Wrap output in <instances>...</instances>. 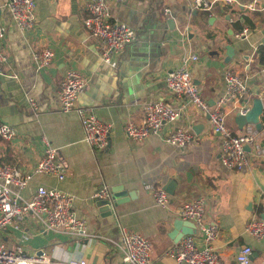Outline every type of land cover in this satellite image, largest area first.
I'll list each match as a JSON object with an SVG mask.
<instances>
[{
	"label": "crops",
	"instance_id": "crops-1",
	"mask_svg": "<svg viewBox=\"0 0 264 264\" xmlns=\"http://www.w3.org/2000/svg\"><path fill=\"white\" fill-rule=\"evenodd\" d=\"M90 1L37 0L35 27L23 32L0 0L8 58L5 75L0 77V120L17 131L12 141L0 139V164L24 172L33 170L44 156L43 139L47 138L59 149L67 178L59 182L37 176L22 194L30 197L39 187L70 193L92 237L116 238L121 227L142 234L152 243L155 264H177L169 250L177 244L170 234L180 219L178 212L186 202L205 197L206 222L219 227L213 246L222 262L236 264L240 249L251 246L252 264H264V240L245 232L251 219L264 220V159L253 160L245 170L226 168L220 159L223 138L213 132L209 114L171 94L165 83L167 73L180 65L184 55L196 54L199 61L190 71L210 107L224 95L229 72L247 82L248 95L243 102L250 109L256 100L264 105V10L248 9L254 0L217 4L209 13L192 10L193 0H106L114 17L137 32V39L119 54L117 67L112 68L103 63L101 46L84 25ZM167 8L172 11L169 17L164 13ZM244 30L248 37L239 38ZM228 46L234 50L233 57L228 56ZM46 48L55 56L39 71L33 55ZM71 71L79 72L87 83L78 105L94 107L112 125L110 145L104 152L84 141L75 112L60 110L61 84ZM158 100L181 109L178 121L144 142L129 139L128 122L140 123L146 108ZM240 104L226 106L227 126L234 134L246 127L240 129L237 124ZM260 121L264 147V113ZM177 129L193 135L192 145L180 149L164 142L165 136ZM171 182L170 206L162 209L146 187L164 189ZM103 187L110 191L123 187V195L131 196L112 216L105 217L93 199ZM0 237L9 249L20 247L29 254H44L51 264L75 257L92 264H125L121 253L100 238L79 243L64 233L44 232L30 219L19 229L7 227ZM198 237L203 246L204 237Z\"/></svg>",
	"mask_w": 264,
	"mask_h": 264
},
{
	"label": "built area",
	"instance_id": "built-area-1",
	"mask_svg": "<svg viewBox=\"0 0 264 264\" xmlns=\"http://www.w3.org/2000/svg\"><path fill=\"white\" fill-rule=\"evenodd\" d=\"M125 3L128 0H117ZM236 0H193L192 10L212 12L215 5L230 6ZM11 21L23 32L32 31L35 27V11L37 0H4ZM247 8L256 11L264 10V0H254ZM88 17L84 25L101 46V59L105 65L117 67V58L127 46L137 39L136 30L125 22L119 21L111 12L106 0H91L86 5ZM165 16H171V9H165ZM248 31L244 30L239 38H247ZM7 28L0 20V77L4 76V66L8 61L5 52ZM51 49H43L33 55L37 70L48 67L53 59ZM199 61L196 54H186L180 65L170 70L165 78L168 91L180 99L187 100L199 111L210 116V124L215 134L222 136L221 162L230 170H245L253 160L264 159V147L260 142V131L254 124H248L239 134L231 132L227 126L228 103H241L237 108L241 116H246L250 108L243 102L248 95L247 82L237 73L225 75V93L218 99L214 107H210L203 99L200 88L195 84L190 67ZM11 78L18 79L17 75ZM86 80L77 71L69 72L62 81L60 110L63 113L75 112L84 130V141L97 152H104L110 145L112 125L104 121L92 106L78 105L80 96L86 89ZM33 107L36 106L30 100ZM181 109L166 103L164 100L150 104L146 115L140 122L129 121L126 134L135 142H144L153 135H159L165 125H174L180 118ZM16 129L0 120V139L12 141L16 138ZM193 135L186 130L177 129L164 138L167 145L184 149L192 145ZM44 156L36 167L28 172L8 165L0 164V233L7 227L16 229L27 221L32 220L45 231L64 233L79 243L92 238L102 239L113 249L121 253L125 264H155L153 246L146 236L121 227L116 238L92 237L88 222L80 217L75 208V198L58 188H37L30 197L22 192L28 189L37 176H47L63 182L67 178V168L60 159L59 149L47 138L43 139ZM247 147L250 151H247ZM156 206L168 209L170 195L162 188L147 186ZM93 199L111 200L108 187L95 192ZM207 199L198 197L186 202L179 210L178 216L183 221L196 225L195 235L184 236L170 250L169 254L177 264H224L213 242L219 235V227L215 223L206 222ZM245 232L256 240H264V220L253 218L245 228ZM202 235L203 246L198 235ZM254 252L251 246H244L236 256V264H252ZM0 264H51L44 254H29L22 248L9 249L0 237ZM56 264H92L82 258H71Z\"/></svg>",
	"mask_w": 264,
	"mask_h": 264
},
{
	"label": "water",
	"instance_id": "water-1",
	"mask_svg": "<svg viewBox=\"0 0 264 264\" xmlns=\"http://www.w3.org/2000/svg\"><path fill=\"white\" fill-rule=\"evenodd\" d=\"M173 21H169V25H172ZM227 50L230 51L228 54L229 57H233L234 50L231 46L227 47ZM264 113V105L262 100H256L253 103V107L250 109L249 113L246 116H241L240 114L237 117V124L240 129H243L248 124H254L258 131L263 129V124L260 121ZM247 151H250V148H246ZM165 191L173 195V182L167 184L164 187ZM131 196L126 198L123 195V187H115L111 190V200H100L97 201V204L100 208V212L107 216H112L115 213V208L123 203L127 202ZM264 219V217H263ZM197 233L196 225L189 221L177 220L174 224V230L170 234V238L178 243L186 235H195ZM41 254V253H39ZM254 261V256L252 257V263Z\"/></svg>",
	"mask_w": 264,
	"mask_h": 264
}]
</instances>
